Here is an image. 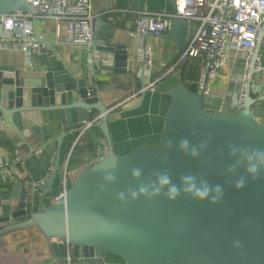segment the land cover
<instances>
[{
  "label": "water",
  "instance_id": "water-1",
  "mask_svg": "<svg viewBox=\"0 0 264 264\" xmlns=\"http://www.w3.org/2000/svg\"><path fill=\"white\" fill-rule=\"evenodd\" d=\"M169 1L175 12L176 0ZM0 11L34 13L28 0H0ZM194 30L176 16L162 36L181 56ZM151 36L143 34V44ZM263 38L264 30L255 56ZM33 43L43 52H55L54 43L37 31ZM89 45L74 65L62 61L32 76L0 65V125H10L27 138L40 132L43 112L58 111L64 126L81 125L99 115L98 127L108 144L107 152L50 206L34 209L57 178L60 150L45 184L36 187L16 177L8 198L0 196V250L6 253L47 238L79 247L87 264H264V98L251 95L248 84L243 107L233 104L242 87L244 54L226 66L224 95L204 96L183 83L172 87L159 145L142 144L119 155L111 142V111L91 80L98 74H127L142 81L147 64L127 45L95 37ZM56 140L60 144L62 135ZM181 140L188 141L185 149ZM249 166L258 169L255 179L246 171ZM134 170H139L138 177ZM108 174L115 179L105 180ZM164 174L181 189L191 183L200 187L204 181L221 185L223 196L210 203L211 195L201 201L182 191L170 200L164 193L171 185L159 183ZM182 176L194 180L182 181ZM240 177L246 184L237 189ZM141 186L149 193L160 188L161 193L133 200L132 192ZM119 193H124V201Z\"/></svg>",
  "mask_w": 264,
  "mask_h": 264
},
{
  "label": "crops",
  "instance_id": "crops-1",
  "mask_svg": "<svg viewBox=\"0 0 264 264\" xmlns=\"http://www.w3.org/2000/svg\"><path fill=\"white\" fill-rule=\"evenodd\" d=\"M141 10L172 12L173 5L169 0H92V11L96 14L95 38L127 45L136 58L142 57L145 46L151 48L152 63L147 65L142 81L137 75L127 74H98L97 82L91 80L93 85H98L100 99L110 111L117 105L111 111L109 129L112 147L119 155L127 154L142 144L159 145L170 103L169 93L172 87L180 84L182 63L186 61H181L168 73L180 57L176 45L162 35H152L148 42L143 44L142 36L134 35ZM30 22L33 36L37 31L40 38L52 41L55 52H43L35 47L27 53L19 49L17 41L0 40V65L14 66L23 75L32 76L39 70L58 66L62 61L74 65L83 51L90 48V45L75 44L65 26L57 36L54 22L50 19L31 18ZM227 72L226 67L214 81V94L226 93ZM2 120L3 114L0 111V124ZM79 127L80 124L64 126L58 111L43 112L40 132L27 138L22 137L10 125H0V155L6 163V171L0 170L2 200L9 196L14 174L22 182L45 184L53 172L57 151L60 150L57 178L54 184L46 189L43 201L36 202L34 209L55 203L64 189L62 179L68 153ZM59 135H62L60 144L56 140ZM8 139L13 141L15 153L21 156L22 163H17L14 159L16 156L12 157V153L4 147ZM85 141L87 145L77 158L81 163L87 157L97 154L102 156L108 150V144L98 126L90 130ZM68 251L74 259L81 257L79 247L61 240L43 238L19 249L12 248L6 253L0 250V264H67L65 257Z\"/></svg>",
  "mask_w": 264,
  "mask_h": 264
},
{
  "label": "built area",
  "instance_id": "built-area-1",
  "mask_svg": "<svg viewBox=\"0 0 264 264\" xmlns=\"http://www.w3.org/2000/svg\"><path fill=\"white\" fill-rule=\"evenodd\" d=\"M28 2L34 13L0 11V40L17 41L20 45L19 49L27 53L38 47L33 43L31 18L52 20L57 36L60 35L61 28L65 26L72 41L77 45L87 46L93 40L96 14L92 11V0H28ZM176 16L193 24L195 30L188 40L185 53L177 59L168 73L181 61L196 59L199 67L196 81L197 92L204 96L213 95V84L216 78L230 61H234L238 54L242 53L244 54L242 87L233 104L239 109L243 107L248 84L251 95L260 99L264 98V50H262L264 38L260 51L255 56L259 34L264 30V0H176L175 12L141 10L133 33L136 36H142L145 33L161 36L171 29ZM142 57L147 65L152 63L149 46L144 47ZM251 67L254 69L253 73H251ZM89 75L91 77L92 73ZM99 122L98 115L82 123L76 130V138L68 153L62 179L64 189L61 195L84 170L103 156L93 155L87 157L82 163L77 159L82 153L80 151L87 145L85 137L92 128L98 126ZM15 156V161L22 163L21 156L18 153H15ZM0 170L6 171V163L1 155ZM12 177L15 180L18 176L14 174ZM32 184L36 187L42 185L39 182ZM65 261L67 264H87L82 257L74 259L69 251Z\"/></svg>",
  "mask_w": 264,
  "mask_h": 264
},
{
  "label": "clouds",
  "instance_id": "clouds-1",
  "mask_svg": "<svg viewBox=\"0 0 264 264\" xmlns=\"http://www.w3.org/2000/svg\"><path fill=\"white\" fill-rule=\"evenodd\" d=\"M171 144V141H169V145ZM188 145L187 140H181L180 141V147L181 149H185ZM194 156L197 155L195 149L193 150L192 153ZM246 171L252 175V178L255 179L258 175V169L256 166H249L246 168ZM140 175L139 170H134L133 171V176L138 177ZM115 179L114 176L111 174H108L105 176V180L107 181H113ZM182 181H188V180H194L193 177H186L182 176L181 177ZM159 183L161 186L164 185H171V187L168 189L164 195L170 199L174 200L177 196L181 194L183 191L184 193L191 194L193 197L198 198L199 200L203 201L205 199H208L209 196L211 195V199L209 200L210 203H217L218 199L223 196V187L221 185H215L210 186L207 184V181H204L202 183V186L198 187L195 183H191L187 187H184L183 189L178 188L175 184L171 183V178L167 175L164 174L163 176L160 177ZM246 184V178L245 177H240L235 181V187L237 189L243 188ZM161 193L160 188H156L154 191L149 193L147 186H141L137 191L132 192V199L135 200L138 198V196L141 195H146L149 197H154V196H159ZM118 199L121 201L125 200L124 193H119L118 194ZM238 243V242H237Z\"/></svg>",
  "mask_w": 264,
  "mask_h": 264
},
{
  "label": "trees",
  "instance_id": "trees-1",
  "mask_svg": "<svg viewBox=\"0 0 264 264\" xmlns=\"http://www.w3.org/2000/svg\"><path fill=\"white\" fill-rule=\"evenodd\" d=\"M199 67L196 59H190L182 63L181 79L179 83H183L188 89L197 92L196 81L198 78ZM178 84V83H177ZM4 147L15 157L16 147L11 139L6 140ZM13 164V163H12ZM10 165V164H9ZM9 165H7L9 167ZM18 168L21 169L20 164ZM114 260H120L111 256ZM121 261V260H120ZM121 263H124L121 261Z\"/></svg>",
  "mask_w": 264,
  "mask_h": 264
},
{
  "label": "rangeland",
  "instance_id": "rangeland-1",
  "mask_svg": "<svg viewBox=\"0 0 264 264\" xmlns=\"http://www.w3.org/2000/svg\"><path fill=\"white\" fill-rule=\"evenodd\" d=\"M262 50H264V48ZM263 59H264V52H263Z\"/></svg>",
  "mask_w": 264,
  "mask_h": 264
}]
</instances>
